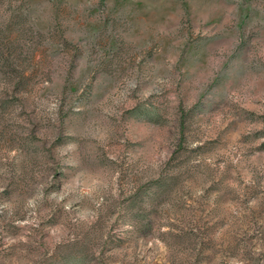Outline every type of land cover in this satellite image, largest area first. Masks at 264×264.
Segmentation results:
<instances>
[{"label":"rangeland","instance_id":"obj_1","mask_svg":"<svg viewBox=\"0 0 264 264\" xmlns=\"http://www.w3.org/2000/svg\"><path fill=\"white\" fill-rule=\"evenodd\" d=\"M0 264H264V0H0Z\"/></svg>","mask_w":264,"mask_h":264}]
</instances>
